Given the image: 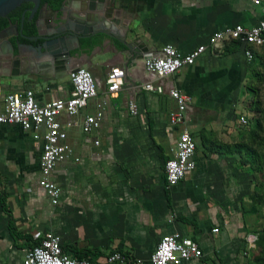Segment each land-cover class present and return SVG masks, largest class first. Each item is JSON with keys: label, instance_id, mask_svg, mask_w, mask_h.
Here are the masks:
<instances>
[{"label": "crops", "instance_id": "crops-1", "mask_svg": "<svg viewBox=\"0 0 264 264\" xmlns=\"http://www.w3.org/2000/svg\"><path fill=\"white\" fill-rule=\"evenodd\" d=\"M114 1V16L128 28L127 42L142 54L151 50L153 58L167 45L188 54L215 32L251 28L261 19L252 0ZM104 38L103 47L72 63L90 70L100 86L77 116H58L73 149L52 176L62 190L58 205L39 186L43 140L19 125H0V193L9 210L0 205V264H24L26 252L47 233L60 236L65 252L87 253L94 264H107L115 251L151 264L161 239L176 232L196 240L204 254L183 264H250L260 253L259 240L250 248L247 238L264 232V105L257 111L251 106L263 100L252 87L253 66L264 48L251 46L254 59L248 61L244 45L228 42L158 81L148 76L144 59L135 63V54L119 40ZM17 60L3 63L1 110L9 94L25 90L39 104L71 96L70 72L57 71L30 49ZM112 67L124 69L127 79L103 105ZM151 82L163 83L165 93L146 91ZM170 88L191 97L186 118L196 142L195 170L172 188L164 166L180 128L169 122L176 107ZM131 101L138 106L136 116ZM99 111L100 127L85 133V117Z\"/></svg>", "mask_w": 264, "mask_h": 264}, {"label": "built area", "instance_id": "built-area-1", "mask_svg": "<svg viewBox=\"0 0 264 264\" xmlns=\"http://www.w3.org/2000/svg\"><path fill=\"white\" fill-rule=\"evenodd\" d=\"M260 8L261 19L256 26L245 28L242 25L226 28L215 32L207 44L199 45L188 54H182L173 45H167L162 50V55L148 59L144 63L149 77L162 80L177 73L185 66H192L197 59L208 50H220L228 42L244 45L248 61L254 59L251 46L264 48V0H252ZM126 73L121 67H112L106 83V105L108 99L118 94L125 84ZM72 83L71 96L67 99H57L45 104H39L32 90H25L9 94L5 99L4 109H0V125H19L26 131L34 132L36 139L43 140L41 155L40 188L47 194L53 205H58L62 196L61 187L53 180V173L63 161L73 157V149L67 142L68 134L63 124L58 119L61 114L77 116L86 108L89 101L98 96L99 82L92 72L80 67L70 73ZM145 90L163 94L166 88L163 83H148ZM169 96L174 100L176 107L169 114L172 126L180 128L179 138L174 149L173 157L166 161L164 170L166 184L172 188L179 184L184 177L196 168L194 156L196 142L192 136L186 118V111L191 97L176 88H170ZM102 106V105H101ZM132 115H138L139 109L134 101L129 103ZM103 112L87 115L83 122V131L90 133L100 127ZM246 125L248 120H240ZM73 123H68L71 127ZM76 161H79L77 159ZM217 230H215L216 232ZM250 248H255L258 241L257 235L247 238ZM203 250L196 240L182 236L179 232L164 236L150 257L151 264H183L203 257ZM24 264H94L89 259H79L64 251L60 236L47 233L41 241L30 248L24 257ZM107 264H144L141 259H133L120 251L109 254Z\"/></svg>", "mask_w": 264, "mask_h": 264}, {"label": "water", "instance_id": "water-1", "mask_svg": "<svg viewBox=\"0 0 264 264\" xmlns=\"http://www.w3.org/2000/svg\"><path fill=\"white\" fill-rule=\"evenodd\" d=\"M26 3L31 8L23 13L20 24L0 31L1 77L6 73L3 63L10 59L17 62L25 49L47 59L57 71L71 73L77 69L72 63H81L89 53L108 42L104 37L119 40L127 51L135 54V63L153 58L151 50H144L142 54L136 50V44L127 42L128 28L114 16L117 11L114 0H65L59 10L51 11L44 10L42 0H0V18ZM26 21L33 24L32 35L24 33Z\"/></svg>", "mask_w": 264, "mask_h": 264}, {"label": "trees", "instance_id": "trees-1", "mask_svg": "<svg viewBox=\"0 0 264 264\" xmlns=\"http://www.w3.org/2000/svg\"><path fill=\"white\" fill-rule=\"evenodd\" d=\"M65 0H42L43 4H47L49 8L54 10H59L64 3ZM22 14L19 15L21 18ZM21 21V20H20ZM9 22L7 20H3V22L0 25V28L8 26ZM0 205L5 213H9L8 207H7V201L3 194L0 193ZM12 217V216H11ZM9 229L11 230V233L14 235L16 234L15 228L12 225V220L9 223ZM18 236V234H17ZM258 244L259 247V254L253 259V261L250 264H264V232L261 235L260 238H258ZM39 242H35V245H37ZM33 248V247H32ZM77 258L79 259H88V254H77Z\"/></svg>", "mask_w": 264, "mask_h": 264}, {"label": "flooded vegetation", "instance_id": "flooded-vegetation-1", "mask_svg": "<svg viewBox=\"0 0 264 264\" xmlns=\"http://www.w3.org/2000/svg\"><path fill=\"white\" fill-rule=\"evenodd\" d=\"M42 6H43L44 10H50V11L52 10L51 8L48 7L47 4L42 3ZM29 8H31V4H28V3L23 4L21 7L17 8L15 11L10 13L8 16H6L4 18H0V25L3 22V20H7L9 22L8 26L0 28V31L9 28L10 25H12V24H18L19 25L21 22L20 20L22 19L23 13ZM20 14H22L21 18L19 17ZM26 16L28 18L29 14L27 13ZM33 32H34L33 24L26 21L25 26H24V33L26 35H32Z\"/></svg>", "mask_w": 264, "mask_h": 264}, {"label": "rangeland", "instance_id": "rangeland-1", "mask_svg": "<svg viewBox=\"0 0 264 264\" xmlns=\"http://www.w3.org/2000/svg\"><path fill=\"white\" fill-rule=\"evenodd\" d=\"M262 55L258 54L257 57V61H258V65L254 64L253 68L255 69V74H256V81H255V88L252 87L253 91L256 92L258 91V94L261 93V97L263 98V100H259L256 101V104H251L252 107L256 106L254 111L259 110V104H263L264 105V56L262 58ZM264 115V114H263Z\"/></svg>", "mask_w": 264, "mask_h": 264}]
</instances>
